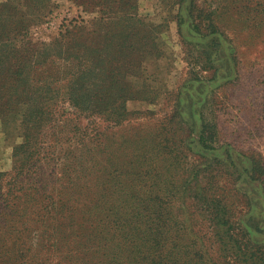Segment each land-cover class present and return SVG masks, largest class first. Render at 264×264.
<instances>
[{
  "label": "rangeland",
  "instance_id": "rangeland-1",
  "mask_svg": "<svg viewBox=\"0 0 264 264\" xmlns=\"http://www.w3.org/2000/svg\"><path fill=\"white\" fill-rule=\"evenodd\" d=\"M0 45L17 51L0 74L4 110L20 112L0 118V173L9 174L0 185L11 184L14 151L24 143L23 113L30 108L25 83L14 86L9 81L16 72L50 85V99L55 97L50 109L110 110L106 119L95 120L118 133L114 140L148 139L147 134L170 122L174 142L187 152V159L175 166L173 159L159 160L149 181L168 180L193 194L208 177L243 190L251 207L239 203L237 218L244 227L252 225L253 238L264 242V189L249 177L252 156H260L264 164V0H0ZM76 58L82 64L92 61L96 73L112 77L108 100L91 98L77 107L62 102L63 94L69 100L68 95L82 86L89 96L103 89L92 85L97 79L78 78L74 90L60 91L62 83L56 80ZM123 108L129 113L125 120ZM202 122L210 124L207 134L215 150L200 143ZM54 130L47 127L42 141L46 147L59 138ZM143 144L137 145L138 160L144 156ZM131 146L122 155H133ZM146 156L152 157V151ZM231 170L235 177L227 175ZM238 176L244 179L241 185ZM4 190L0 186V202ZM190 199L173 196L174 212ZM178 214L184 218V213ZM198 223L211 240H218L209 221Z\"/></svg>",
  "mask_w": 264,
  "mask_h": 264
},
{
  "label": "trees",
  "instance_id": "trees-1",
  "mask_svg": "<svg viewBox=\"0 0 264 264\" xmlns=\"http://www.w3.org/2000/svg\"><path fill=\"white\" fill-rule=\"evenodd\" d=\"M0 50L4 55L1 74L17 51L3 45ZM74 61L56 80L62 83L60 91L65 87L74 90L78 78L97 79L92 85L103 89L89 96L82 86L68 95L69 100L63 94L62 102L77 107L91 98L108 100L106 88L112 77L96 73L92 61ZM10 77L14 86L25 83L23 93L30 108L23 113L24 143L14 151L11 184L0 185L5 189L0 202V264H264V242L253 238L252 225L244 227L237 218L239 203L251 207L243 190L233 185L227 188L218 178L208 177L193 194L189 188L169 185L168 180L149 181L159 160L166 163L173 159L175 166L187 159V152H181L174 142L176 133L169 128L170 122L154 135L147 134L148 139L129 140L133 136L114 140L118 133L95 120V116L106 119L110 110L50 109L55 102L47 91L50 85L16 72ZM8 95L15 96L13 92ZM4 98V91H0V118L20 115L11 107L4 110ZM123 111L120 115L125 120L129 113L125 108ZM55 122L57 126H53ZM209 125L202 122L200 143L206 150H215L214 139L207 134ZM47 127L55 129L59 138L46 147L42 141ZM130 141L134 154L127 157L122 152L132 147ZM140 143L144 156L138 160ZM182 146L189 149L185 143ZM151 151L153 156L148 158ZM251 160L249 177L264 189L262 159L254 155ZM234 173L231 170L227 175L235 177ZM7 175L0 173V182ZM237 179L240 185L244 182L241 176ZM235 180H231L233 184ZM177 193L191 199L174 212L171 198ZM199 219L211 223L218 240H211L209 232L203 233Z\"/></svg>",
  "mask_w": 264,
  "mask_h": 264
}]
</instances>
